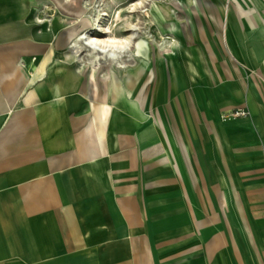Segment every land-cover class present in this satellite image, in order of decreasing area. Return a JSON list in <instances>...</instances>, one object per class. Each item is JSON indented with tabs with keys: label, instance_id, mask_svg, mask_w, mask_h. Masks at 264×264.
Here are the masks:
<instances>
[{
	"label": "crops",
	"instance_id": "0c3cea01",
	"mask_svg": "<svg viewBox=\"0 0 264 264\" xmlns=\"http://www.w3.org/2000/svg\"><path fill=\"white\" fill-rule=\"evenodd\" d=\"M75 2L0 0V264H264V10L229 16L244 75L210 92L250 117L187 93L178 123L155 119L138 59L91 89L60 37Z\"/></svg>",
	"mask_w": 264,
	"mask_h": 264
},
{
	"label": "rangeland",
	"instance_id": "374dc122",
	"mask_svg": "<svg viewBox=\"0 0 264 264\" xmlns=\"http://www.w3.org/2000/svg\"><path fill=\"white\" fill-rule=\"evenodd\" d=\"M262 5L264 3L260 5L259 0H79L74 3L76 13L71 12L73 5L70 4L67 9L63 7L68 15L62 11L57 14L60 29L75 23L76 29H73L72 35L77 34L78 45H83L79 38L83 34L77 33L81 26L77 22L83 19L84 25L81 28L89 29L86 35L93 36L92 40H102L105 46L111 44L118 47L115 52L108 53L107 58L105 54L101 58V66L96 69L94 64L98 57L93 49L95 45L90 44V38L84 40V43L91 49L82 46V54L75 53L83 72H92L95 77L96 85L93 79L91 89H104V86L107 88V85L115 82L122 84L126 76L133 77V66L129 64L134 58L139 60L140 66L150 70L154 77L145 96L155 101L157 121L182 122L188 112L187 102L190 104L187 93L198 95L205 109L212 102L217 109L216 120L234 121L250 117L249 109L240 108L239 105L226 107L227 103L218 105L211 99L210 92L227 90V74L222 68H229L235 81L239 72L244 75L241 65H233L228 44L229 37L237 31L230 25L233 20L240 23L242 20L229 16L235 12L243 17L264 10ZM81 15L84 17H79ZM255 20L259 24V19ZM98 27L102 30L99 31ZM60 37L65 39L64 32L60 33ZM69 50L67 55L70 54ZM114 55L119 56L114 58ZM119 61L125 65L115 68V62ZM214 69H217L221 77H212ZM99 72L103 75L97 76ZM249 74L250 71H247ZM257 81L260 87L264 85V81ZM234 84L237 85V82ZM195 105L199 107L196 102ZM238 111L243 113L237 114Z\"/></svg>",
	"mask_w": 264,
	"mask_h": 264
},
{
	"label": "bare ground",
	"instance_id": "6f19581e",
	"mask_svg": "<svg viewBox=\"0 0 264 264\" xmlns=\"http://www.w3.org/2000/svg\"><path fill=\"white\" fill-rule=\"evenodd\" d=\"M81 9H83V7L81 6ZM79 17H84V15H81V16H79ZM78 20V19H77ZM77 23H79V25H84V23H83V19H80V20H78V22ZM78 26V25H77ZM81 26H80V30H79V32L80 31H85L84 33H82L81 32V34H83L82 36H80L79 38H80V40H82L81 41V43L83 44V45H86L85 43H84V40H86L87 38H90L89 39V41H90V44H94L95 45V47H93V49L94 50H96L95 51V54H96V58L98 57V60H100L105 54V56H107V54L108 53H112V52H115L116 50H117V46H115V45H111V44H108V46H105L104 44H103V42H102V40H92L93 39V36H89V35H86V32H87V34H88V32H89V29H87V28H81ZM75 28V27H74ZM74 28H71V32L73 31V29ZM76 29V28H75ZM99 31H101L102 30V28L101 27H98L97 28ZM64 35H65V42H69V41H72L71 39V36L72 37H75V36H77V34H73L72 35V33H68V32H66V30L64 31ZM69 39V40H68ZM74 40L76 41L77 40V38L75 37L74 38ZM75 41H74V43L73 44H71L70 45V47H71V49H72V51H74L75 53L77 52V53H79V54H82V52H81V49H82V45H78V43H75ZM78 42V41H77ZM94 45H92V46H94ZM69 46V45H68ZM106 48H108L109 50L107 51V49ZM84 52V51H83ZM80 56V55H79ZM84 56H88V54L87 55H84ZM91 56V55H90ZM93 58H94V56H92ZM92 58V59H93ZM88 59V58H87ZM89 60V59H88ZM95 61H97V60H95ZM94 62V61H93ZM109 90H110V88H109ZM111 91V90H110ZM106 93V92H105ZM108 93V92H107ZM109 96V95H108ZM107 107V106H106Z\"/></svg>",
	"mask_w": 264,
	"mask_h": 264
},
{
	"label": "built area",
	"instance_id": "2783aa9c",
	"mask_svg": "<svg viewBox=\"0 0 264 264\" xmlns=\"http://www.w3.org/2000/svg\"><path fill=\"white\" fill-rule=\"evenodd\" d=\"M239 112H240V113H239ZM241 113H243V111H242V112H241V111H238V112H237V114H241Z\"/></svg>",
	"mask_w": 264,
	"mask_h": 264
}]
</instances>
